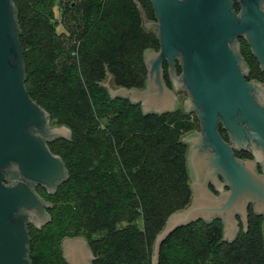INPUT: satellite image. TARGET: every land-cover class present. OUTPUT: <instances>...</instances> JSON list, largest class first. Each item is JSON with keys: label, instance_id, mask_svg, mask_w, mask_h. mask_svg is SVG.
Segmentation results:
<instances>
[{"label": "trees", "instance_id": "1", "mask_svg": "<svg viewBox=\"0 0 264 264\" xmlns=\"http://www.w3.org/2000/svg\"><path fill=\"white\" fill-rule=\"evenodd\" d=\"M12 2L28 96L52 125L71 132L48 145L67 179L53 194L38 189L51 204L50 221L26 227L30 263L66 264L62 240L81 237L92 264H151L168 217L191 201L182 137L195 124L182 112L143 114L104 87L143 88L144 52L160 46L157 31L144 26L156 22L150 1ZM262 223L250 212L247 230L240 225L231 242L222 240L219 220L180 227L161 245L157 264H264Z\"/></svg>", "mask_w": 264, "mask_h": 264}, {"label": "water", "instance_id": "2", "mask_svg": "<svg viewBox=\"0 0 264 264\" xmlns=\"http://www.w3.org/2000/svg\"><path fill=\"white\" fill-rule=\"evenodd\" d=\"M149 1L157 22L144 26L157 31L160 46L158 51L144 52L143 88H114L109 82L104 87L111 98L128 100L140 106L143 114L177 112L175 92L185 89L190 98L183 102L184 112L195 111L201 123V134L189 132L182 137L192 196L184 209L168 217L156 236L151 264H157L163 242L176 229L200 220L221 221L222 240L231 242L240 225L247 230L252 206L254 215L263 217L264 233V93L259 84L245 81L237 42L243 38L264 73V0ZM18 34L15 5L12 0H0V264H31L26 227L42 229L50 221L51 208L35 187L53 194L67 179L61 158L48 145L71 136L67 127L51 126L49 114L28 96ZM178 59L181 77L175 69ZM164 61L174 91L165 83ZM219 121L236 149L251 146L255 162L233 156L217 132ZM256 163L262 165V175ZM6 177L15 181L7 185ZM61 251L66 264L94 260L81 237L63 239Z\"/></svg>", "mask_w": 264, "mask_h": 264}, {"label": "flooded vegetation", "instance_id": "3", "mask_svg": "<svg viewBox=\"0 0 264 264\" xmlns=\"http://www.w3.org/2000/svg\"><path fill=\"white\" fill-rule=\"evenodd\" d=\"M232 1L235 2L236 0H232ZM234 9H235V6H234ZM238 10H239V8H238ZM156 22H157V20H156ZM243 41H244L243 38H238L237 39V42H238V44L240 46V55H241V58H242V60H243V62L245 64V69H241V72L245 74V81L248 84H252V83L259 84L261 86L262 93H264V73L260 69L259 64H258L257 61H253V60L249 59L250 55L251 56H253V55H252L251 50H250L248 45L247 46H248L250 52H249V55L247 54L248 52L246 53V49H248V48H246L244 46ZM163 69H164L165 83L169 87V89H171V91H174L173 82L170 81V76H169V72H168V64H167L166 61H164V63H163ZM175 69H176L177 76L181 77L182 72H181V61H180V59L175 60ZM175 95H176V97L179 100V107L177 109V112H182V114L188 116L189 120L193 124H195V126L192 128L190 133L201 134V129H200L201 123H200V119L198 117V114L195 111H191V112H188V113L184 112L183 102H184V100L190 98L188 92L185 89H182V90H180L178 92L176 91ZM50 125L54 126V125L51 124V121H50ZM217 132H218L220 138L224 141V143L227 144L230 147V149H231V151L233 153V156L236 159H238L240 161H253V162H255V158L252 155V148H251L250 145L248 146V150H238V149H236L234 147L232 137H231L230 133L224 128L222 121L218 122ZM256 170H257V172L260 175H262L263 167H262V165L260 163H256ZM218 179H219V181L223 182L220 177H218ZM13 181H15L14 177H6L5 184L10 185L11 183H13ZM39 188L41 190H44L46 193H48L45 189L41 188L40 186H36L35 187V192L38 195H40L39 192H38ZM209 190L215 195L218 194L214 190V188L212 187L211 184H209ZM224 190H227V189L225 188ZM250 212L253 213V207L252 206L248 207V215H250ZM248 219H249V216H248Z\"/></svg>", "mask_w": 264, "mask_h": 264}, {"label": "rangeland", "instance_id": "4", "mask_svg": "<svg viewBox=\"0 0 264 264\" xmlns=\"http://www.w3.org/2000/svg\"><path fill=\"white\" fill-rule=\"evenodd\" d=\"M60 12L58 11V8L56 7V15L58 16Z\"/></svg>", "mask_w": 264, "mask_h": 264}]
</instances>
